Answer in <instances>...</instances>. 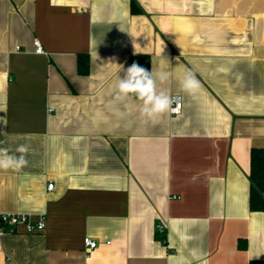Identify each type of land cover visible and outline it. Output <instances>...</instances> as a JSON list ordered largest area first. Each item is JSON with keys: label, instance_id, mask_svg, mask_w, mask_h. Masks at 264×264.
I'll list each match as a JSON object with an SVG mask.
<instances>
[{"label": "crops", "instance_id": "0c3cea01", "mask_svg": "<svg viewBox=\"0 0 264 264\" xmlns=\"http://www.w3.org/2000/svg\"><path fill=\"white\" fill-rule=\"evenodd\" d=\"M137 55L170 73L157 87L182 96L180 115L116 100ZM0 117V148L30 146L25 168L0 170V214L45 217L0 235V264L264 263V211L250 209L264 0H0Z\"/></svg>", "mask_w": 264, "mask_h": 264}, {"label": "clouds", "instance_id": "9594fccd", "mask_svg": "<svg viewBox=\"0 0 264 264\" xmlns=\"http://www.w3.org/2000/svg\"><path fill=\"white\" fill-rule=\"evenodd\" d=\"M163 43V41H162ZM135 47V46H134ZM182 54V53H181ZM170 77L168 72L153 74L138 63H133L124 69L123 77L117 83L116 100L135 97L142 102L140 114L155 122L166 113L174 112V101L165 91L158 90L157 80L166 82ZM182 90L195 97L200 89V82L191 70H187L181 80ZM0 123L6 126V117H0ZM30 146L19 144L14 152L9 148H0V170L19 172L28 165L27 154Z\"/></svg>", "mask_w": 264, "mask_h": 264}, {"label": "built area", "instance_id": "2783aa9c", "mask_svg": "<svg viewBox=\"0 0 264 264\" xmlns=\"http://www.w3.org/2000/svg\"><path fill=\"white\" fill-rule=\"evenodd\" d=\"M35 45L37 47V53L43 54V48L38 40H35ZM172 107L175 109L174 112H169L171 116H178L182 113L183 109V98L180 95H174ZM48 189H53V184L48 186ZM19 228H24L25 232L32 234L37 232H42L45 229V217L43 215L39 216L37 219H33L27 214H16V213H3L0 214V235L6 233H15ZM157 236L159 239L167 237V227L164 224H158L156 227ZM84 244L89 250H94L97 247V242L85 238Z\"/></svg>", "mask_w": 264, "mask_h": 264}, {"label": "trees", "instance_id": "16d2710c", "mask_svg": "<svg viewBox=\"0 0 264 264\" xmlns=\"http://www.w3.org/2000/svg\"><path fill=\"white\" fill-rule=\"evenodd\" d=\"M135 12V10H134ZM138 63L151 72V58L148 55H137L133 58V63ZM132 63V64H133ZM89 71L88 59L79 56L78 72L86 75ZM250 209L252 211H264V148H253L250 158ZM161 242L167 243V238H161ZM240 248L246 247V242H239ZM251 264H264L262 262H251Z\"/></svg>", "mask_w": 264, "mask_h": 264}]
</instances>
